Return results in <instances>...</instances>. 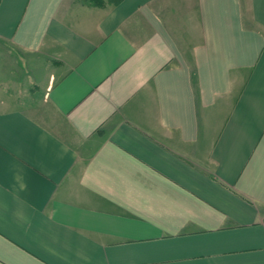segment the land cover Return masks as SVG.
<instances>
[{
  "label": "crops",
  "instance_id": "crops-1",
  "mask_svg": "<svg viewBox=\"0 0 264 264\" xmlns=\"http://www.w3.org/2000/svg\"><path fill=\"white\" fill-rule=\"evenodd\" d=\"M0 264H264V0H0Z\"/></svg>",
  "mask_w": 264,
  "mask_h": 264
},
{
  "label": "rangeland",
  "instance_id": "rangeland-1",
  "mask_svg": "<svg viewBox=\"0 0 264 264\" xmlns=\"http://www.w3.org/2000/svg\"><path fill=\"white\" fill-rule=\"evenodd\" d=\"M105 5L113 6L110 2ZM15 85L16 84H14L15 88L13 89V93L16 92L17 95L20 93L23 101H26L29 105L38 106L44 100L45 89L43 85H39L38 87L28 79H25L20 85H17V87Z\"/></svg>",
  "mask_w": 264,
  "mask_h": 264
},
{
  "label": "trees",
  "instance_id": "trees-1",
  "mask_svg": "<svg viewBox=\"0 0 264 264\" xmlns=\"http://www.w3.org/2000/svg\"><path fill=\"white\" fill-rule=\"evenodd\" d=\"M122 0H87V2L93 4V5H96V6H100V7H103V6H106L105 4L110 2L111 4L113 5H117L121 2Z\"/></svg>",
  "mask_w": 264,
  "mask_h": 264
}]
</instances>
